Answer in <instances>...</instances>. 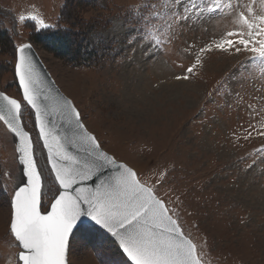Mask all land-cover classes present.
I'll return each instance as SVG.
<instances>
[{
  "label": "rangeland",
  "instance_id": "1",
  "mask_svg": "<svg viewBox=\"0 0 264 264\" xmlns=\"http://www.w3.org/2000/svg\"><path fill=\"white\" fill-rule=\"evenodd\" d=\"M77 1L78 5H69L74 18L69 21V32L80 42L85 29L80 23L89 24L85 36L98 55L96 68L74 67L46 51L32 36L47 29L30 19L18 22L20 14L39 13L47 23L57 24L66 0H0V31L7 33L11 46L0 49L2 92L22 101L15 77L16 49L31 43L105 151L154 182L159 174L167 173L160 191L183 201L186 231L198 244L207 240L206 264H264V151H260L264 136L256 131L264 130V73L251 63L249 54L213 52L205 55L203 68L191 79H175L191 63L180 49L195 43L198 50L228 21H210L207 32L185 29L178 41L154 57L145 58L138 51L132 59H124L114 54L126 48L117 25L130 5L147 0H92L90 7ZM256 7H261L259 0ZM242 62L248 69H241L245 80L241 84L233 77L226 87L238 91L243 101L229 106L223 91L216 94V89ZM181 64L184 67L178 66ZM22 104V119L33 138L47 188L51 177L46 154L34 114L26 102ZM249 125L256 129L251 138L236 139L234 133L243 135ZM15 147L0 121V184L7 187V192L0 188V264H16L18 251L7 238L11 211L7 193L24 180ZM253 161L256 163L249 169L247 165ZM103 237L76 232L73 264H121L117 250Z\"/></svg>",
  "mask_w": 264,
  "mask_h": 264
},
{
  "label": "snow or ice",
  "instance_id": "2",
  "mask_svg": "<svg viewBox=\"0 0 264 264\" xmlns=\"http://www.w3.org/2000/svg\"><path fill=\"white\" fill-rule=\"evenodd\" d=\"M259 3L260 8L256 7L257 0H147L130 5L116 28L123 31L126 48L123 53L116 50L114 54L132 59L139 51L145 58L154 57L178 41L185 29L202 28L207 32L210 21L227 20L219 34L198 50L195 43H187L180 49L191 63L175 79H191L203 68L205 55L213 52L249 54L251 63L258 64L264 73V0ZM29 19L41 29L59 27L47 23L39 13L20 14L18 22ZM31 49V44L17 47L15 73L23 89L22 101L34 110L38 135L47 149L51 184L46 188L38 167L33 138L22 119V101L0 92V121L6 133L12 135L14 144L18 142L15 151L22 165V176L26 177L7 193L11 210L7 238L18 249L16 264H73L74 234L95 228L115 239L126 258L121 264H206L207 240L198 244L186 231L183 201L160 191L167 173L159 174L155 182L142 176L135 167L120 162L103 149L97 136L85 127L72 100L58 93L53 96L50 88L42 96L45 82ZM241 69L248 71L242 62L216 89V94L223 91L229 106L243 101L238 91L226 87L233 77L243 83ZM247 107L251 109L250 105ZM59 121L71 125V135L61 134ZM254 130L255 125H249L243 135L234 133V136L247 140ZM256 131L264 136V130ZM69 145L79 146L84 155L74 154ZM255 163L247 167L252 169ZM106 170L110 174H105ZM94 178L98 182L87 186L86 182ZM0 188L7 192L5 185L0 184Z\"/></svg>",
  "mask_w": 264,
  "mask_h": 264
},
{
  "label": "trees",
  "instance_id": "3",
  "mask_svg": "<svg viewBox=\"0 0 264 264\" xmlns=\"http://www.w3.org/2000/svg\"><path fill=\"white\" fill-rule=\"evenodd\" d=\"M92 3V0H81L80 6L90 7ZM69 5H78V1L66 0L65 5L61 11V15L57 21V25H59V27L43 30L39 33L35 32L32 38L46 51L51 52L57 57L64 59L74 67L96 68L100 65L98 55L94 54L93 51L89 48L87 44L88 41L85 36V31L87 29L86 27H88L89 24H85L86 22L80 23V25H82L85 29H83V33L81 34V41L77 42L74 38L76 34H72L69 32V21L74 19L70 13L71 11L68 10ZM1 48L11 49L10 42L7 38V33L5 31H0V49ZM81 230L90 231L92 233L104 236L103 238L109 240L115 247L118 252L119 258L122 261L126 260V258L122 257V253L120 252L116 243L109 236H106L101 230H98L96 228Z\"/></svg>",
  "mask_w": 264,
  "mask_h": 264
},
{
  "label": "water",
  "instance_id": "4",
  "mask_svg": "<svg viewBox=\"0 0 264 264\" xmlns=\"http://www.w3.org/2000/svg\"><path fill=\"white\" fill-rule=\"evenodd\" d=\"M27 44H31V43H27ZM32 45V44H31ZM31 52L34 53V59L37 63V68L41 74V77L42 79L44 80L45 82V86L44 88L41 89V93H42V96L45 92V89L47 88H50L52 89V95L55 96L57 93L59 95H62L66 98H68L67 96H65V94L60 90V88L57 86L56 82L54 81L53 77L51 76L50 72L47 70L46 66L44 65L43 61L41 60V58L39 57L37 51L34 49V47L32 46V49H31ZM17 54V52H16ZM17 56L18 54L16 55V62H17ZM15 77L17 79V82H18V86H19V89L21 91V95L23 96V89L21 88L20 84H19V78L18 76L16 75L15 73ZM0 92H2V90L0 89ZM4 93V92H3ZM5 94V93H4ZM7 95V94H6ZM69 99V98H68ZM51 101H46L45 103H50ZM30 108V106H29ZM31 109V108H30ZM32 110V109H31ZM33 114H34V110H32ZM34 118H35V114H34ZM59 124H60V132L61 134H68V135H71V131H72V128H71V125H69L67 122H64V121H59ZM35 127H36V130H37V133H39V127L38 125L35 123ZM39 136V135H38ZM41 143H42V146H43V141L42 139L39 137ZM16 146H18V142L16 143ZM44 148V147H43ZM69 150L72 151L74 154H77V155H81L83 156L84 153H82L80 151V148L79 146H71L69 145ZM44 151H45V154H46V157H47V149L44 148ZM18 153V152H17ZM48 163V161H47ZM48 166L50 168V164L48 163ZM21 169H22V165H20ZM105 174H110L109 171L106 170ZM24 180H26V177H23ZM98 181L94 180L93 181H88L86 182L87 186H94L95 183H97ZM102 230V229H101ZM104 231V230H102ZM105 232V231H104ZM106 233V232H105ZM108 234V233H107ZM110 236V234H108ZM113 238V237H112ZM113 240L115 241V239L113 238ZM117 244V243H116Z\"/></svg>",
  "mask_w": 264,
  "mask_h": 264
}]
</instances>
